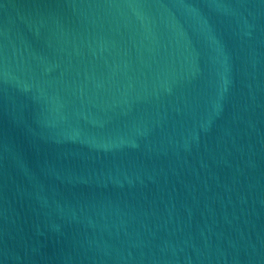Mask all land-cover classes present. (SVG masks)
I'll list each match as a JSON object with an SVG mask.
<instances>
[{
	"label": "water",
	"instance_id": "water-1",
	"mask_svg": "<svg viewBox=\"0 0 264 264\" xmlns=\"http://www.w3.org/2000/svg\"><path fill=\"white\" fill-rule=\"evenodd\" d=\"M0 264H264V0H0Z\"/></svg>",
	"mask_w": 264,
	"mask_h": 264
}]
</instances>
